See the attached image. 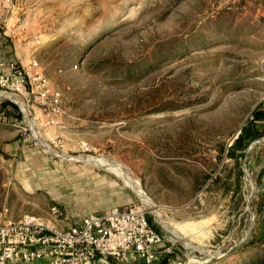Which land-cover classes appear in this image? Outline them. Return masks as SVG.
I'll use <instances>...</instances> for the list:
<instances>
[{
  "label": "rangeland",
  "instance_id": "obj_1",
  "mask_svg": "<svg viewBox=\"0 0 264 264\" xmlns=\"http://www.w3.org/2000/svg\"><path fill=\"white\" fill-rule=\"evenodd\" d=\"M0 38L66 109L61 149L0 95L6 218L140 203L164 235L151 264H264V0H0Z\"/></svg>",
  "mask_w": 264,
  "mask_h": 264
},
{
  "label": "built area",
  "instance_id": "obj_2",
  "mask_svg": "<svg viewBox=\"0 0 264 264\" xmlns=\"http://www.w3.org/2000/svg\"><path fill=\"white\" fill-rule=\"evenodd\" d=\"M5 92L25 113L35 110L34 121L50 129V141L65 148L60 129L66 113L63 93L51 82L35 55L27 63L0 58V93ZM83 151L87 140H78ZM59 204L47 214H25L14 219L0 212V264H31L44 258L48 264H151L160 253L164 235L151 222L143 204L130 203L105 211H91L78 221L68 222Z\"/></svg>",
  "mask_w": 264,
  "mask_h": 264
},
{
  "label": "crops",
  "instance_id": "obj_3",
  "mask_svg": "<svg viewBox=\"0 0 264 264\" xmlns=\"http://www.w3.org/2000/svg\"><path fill=\"white\" fill-rule=\"evenodd\" d=\"M4 47H5V43L3 42V39L0 38V58H6V57L3 56L4 55L3 54L4 53ZM76 204H77V206L74 207V208H71V207L67 208V206H66V208H65V206L63 207L65 209V211H66V214L69 217L68 218V222L78 221L84 214H86L88 212H91V211H100V212H102V211H105V210L111 208V207L110 208H105L103 210V209H100V205L92 204L90 206H86L85 202H79V203L76 202ZM112 207H114V206H112ZM0 212L3 213L4 216H6L8 214V212H9V207L8 206L2 207ZM25 214H36V213H25ZM38 215H41V214H38Z\"/></svg>",
  "mask_w": 264,
  "mask_h": 264
},
{
  "label": "bare ground",
  "instance_id": "obj_4",
  "mask_svg": "<svg viewBox=\"0 0 264 264\" xmlns=\"http://www.w3.org/2000/svg\"><path fill=\"white\" fill-rule=\"evenodd\" d=\"M0 95H2V96H7L8 94H6L5 92H2V93H0ZM25 111H26V115H27V113H29L30 114V112H29V110L25 107ZM29 120V123L30 124H32V120L31 119H28ZM90 162L91 163H98V164H102V165H106V166H108L109 168H112V169H114L115 171H117V172H119V174H121L124 178H125V180L127 181V182H129V184H132V185H134V183L135 182H133L131 179H129L128 178V176L127 175H125L122 171H120V170H117L114 166H112L111 164H109V163H107V162H105V161H103V160H101V159H94V160H90ZM137 186V185H136ZM134 187V186H133ZM138 194L140 195V196H142V198H144L145 200H147V201H151V202H153L145 193H143L142 191H138ZM154 203V202H153ZM154 208H155V210L161 215V212H160V210H159V207L155 204L154 205ZM159 215V216H160ZM164 217V216H163ZM162 221H163V223H164V225H166L167 226V228L168 227H171L172 229H173V231L178 235V236H182V234L180 233V232H178V230H176L171 224H169L165 219H163L162 218ZM172 231V230H171ZM188 245H190V246H193L192 244H190V243H188ZM194 247V246H193ZM194 249V248H193ZM201 249V248H200Z\"/></svg>",
  "mask_w": 264,
  "mask_h": 264
},
{
  "label": "trees",
  "instance_id": "obj_5",
  "mask_svg": "<svg viewBox=\"0 0 264 264\" xmlns=\"http://www.w3.org/2000/svg\"><path fill=\"white\" fill-rule=\"evenodd\" d=\"M252 134V132H250ZM242 138V135L240 134L239 137L237 138V141H240V139ZM161 264H165V263H161Z\"/></svg>",
  "mask_w": 264,
  "mask_h": 264
},
{
  "label": "water",
  "instance_id": "obj_6",
  "mask_svg": "<svg viewBox=\"0 0 264 264\" xmlns=\"http://www.w3.org/2000/svg\"><path fill=\"white\" fill-rule=\"evenodd\" d=\"M259 140H264V137H260ZM248 153V149L246 150V154Z\"/></svg>",
  "mask_w": 264,
  "mask_h": 264
}]
</instances>
